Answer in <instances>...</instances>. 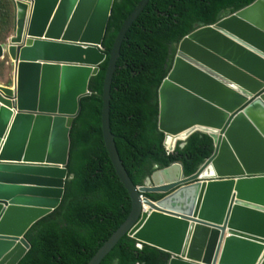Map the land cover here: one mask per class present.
I'll return each instance as SVG.
<instances>
[{
	"label": "water",
	"instance_id": "water-1",
	"mask_svg": "<svg viewBox=\"0 0 264 264\" xmlns=\"http://www.w3.org/2000/svg\"><path fill=\"white\" fill-rule=\"evenodd\" d=\"M149 1L122 25L102 95L103 139L133 210L89 264L125 236L169 253V264H264V0L186 36L159 89L167 150L201 132L214 140L212 157L192 176L175 163L136 186L110 129V91L124 38ZM12 2L14 34L0 45L14 63L13 86L0 85V264H18L26 233L61 204L72 123L107 58L115 0Z\"/></svg>",
	"mask_w": 264,
	"mask_h": 264
},
{
	"label": "trees",
	"instance_id": "trees-1",
	"mask_svg": "<svg viewBox=\"0 0 264 264\" xmlns=\"http://www.w3.org/2000/svg\"><path fill=\"white\" fill-rule=\"evenodd\" d=\"M12 1V0H11ZM141 0H115L102 48L107 58L91 78L90 94L70 131L68 179L61 204L35 223L25 238L30 249L18 264H89L127 221L132 198L109 158L102 132L103 84L115 39ZM257 0H150L128 30L110 91V129L132 181L142 186L175 163L194 175L212 157L214 140L197 132L173 153L159 130V89L178 44L198 27L218 23ZM160 200L164 195L149 194ZM125 236L101 264H169L172 256Z\"/></svg>",
	"mask_w": 264,
	"mask_h": 264
},
{
	"label": "rangeland",
	"instance_id": "rangeland-1",
	"mask_svg": "<svg viewBox=\"0 0 264 264\" xmlns=\"http://www.w3.org/2000/svg\"><path fill=\"white\" fill-rule=\"evenodd\" d=\"M15 8L11 0H0V45L5 46L14 34ZM14 63L7 54L0 58V85L12 87Z\"/></svg>",
	"mask_w": 264,
	"mask_h": 264
},
{
	"label": "built area",
	"instance_id": "built-area-1",
	"mask_svg": "<svg viewBox=\"0 0 264 264\" xmlns=\"http://www.w3.org/2000/svg\"><path fill=\"white\" fill-rule=\"evenodd\" d=\"M168 152H169V153H173V152H170V151H168ZM143 246H144V245H142L141 243L138 245V247L141 248V249L143 248Z\"/></svg>",
	"mask_w": 264,
	"mask_h": 264
},
{
	"label": "bare ground",
	"instance_id": "bare-ground-1",
	"mask_svg": "<svg viewBox=\"0 0 264 264\" xmlns=\"http://www.w3.org/2000/svg\"><path fill=\"white\" fill-rule=\"evenodd\" d=\"M2 58V57H1ZM150 210V208L149 207H145V211H149Z\"/></svg>",
	"mask_w": 264,
	"mask_h": 264
}]
</instances>
